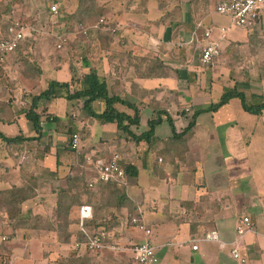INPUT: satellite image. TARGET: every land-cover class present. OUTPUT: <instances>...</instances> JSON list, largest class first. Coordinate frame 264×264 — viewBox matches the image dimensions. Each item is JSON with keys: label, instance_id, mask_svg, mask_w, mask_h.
Returning a JSON list of instances; mask_svg holds the SVG:
<instances>
[{"label": "crops", "instance_id": "obj_1", "mask_svg": "<svg viewBox=\"0 0 264 264\" xmlns=\"http://www.w3.org/2000/svg\"><path fill=\"white\" fill-rule=\"evenodd\" d=\"M218 2L105 0V17L116 30L110 40L75 43L63 57L55 56L46 43L25 44V60L34 59L38 67H24L21 58L14 64L17 56L10 55L3 72L21 80V86L14 90L13 102L5 86L0 89V132L5 136H37L20 113L27 100L23 98L40 94L51 81L70 82L74 74L96 70L106 79L110 95L140 109L141 124L131 126L134 134L146 132L161 112L174 119L179 137H174L165 114L151 144L137 143L116 122L89 117L83 99L42 101L38 111L51 119L42 122L39 140L8 145L0 139V190L22 186L34 172L57 173L55 186H64L67 176L94 180L91 160L118 155L122 165L137 169L125 179L128 201L119 210L117 230L122 246L149 240L160 264H239L232 257L234 248L247 264H264V112H246L235 98L199 115L196 126L181 135L193 112L218 102L225 88L237 86L249 98L256 94L264 100V13L255 26L237 27L217 12ZM208 29V41L220 46L221 56L204 66L201 49ZM60 100L66 101L61 104L66 108L63 117L57 109ZM92 106L98 113L105 110L103 101ZM116 107L134 113L126 105ZM73 134L81 138L77 153L69 146ZM211 149L217 156H211ZM41 185L37 202L25 203V209L55 208L57 193ZM75 213L81 216L82 209ZM134 216L144 220L150 236L132 224ZM245 216L253 229L238 237L236 225ZM214 230L219 240L207 241L206 234ZM6 233L0 243L5 241L10 250V264H56L58 257L76 252L72 243H59L54 232L32 236L21 228L14 236ZM108 252L116 253L104 249L97 258ZM120 253L130 257L126 249Z\"/></svg>", "mask_w": 264, "mask_h": 264}, {"label": "trees", "instance_id": "obj_2", "mask_svg": "<svg viewBox=\"0 0 264 264\" xmlns=\"http://www.w3.org/2000/svg\"><path fill=\"white\" fill-rule=\"evenodd\" d=\"M106 6H104V11ZM101 10V11H103ZM49 13H51L49 8ZM88 13V11H87ZM96 20L88 24L86 21L79 19V22L73 24L71 34L73 44L88 42L89 40L107 41L110 35L115 34V29L107 18L102 14L96 13ZM103 17H102V16ZM101 16V17H100ZM104 19L105 23H101ZM17 22L29 26L32 29V36L27 38L19 47L11 54L20 56L21 60H25V55L22 52L25 43L34 39L36 32L39 31V25L34 23H25L22 21L11 22L7 30L3 33V37H7L8 30ZM96 37L93 38L92 35ZM102 36L105 38L102 39ZM68 40V39H67ZM73 48V47H72ZM4 72L2 71V74ZM1 74V75H2ZM1 96V95H0ZM67 99L69 101L84 100V109L89 117L97 119L100 122L114 121L117 123L120 130L128 133L133 141L139 143L145 141L151 144V138L155 134L156 127L163 121L162 114L157 113V117L150 120L148 130L140 135L134 134L131 131V126H139L141 124L140 109L136 103H132L126 99H122L115 95H110L106 79L99 75L96 70H90L83 73L81 76L73 75L70 82L51 81L48 87L37 95H31L27 99L20 113L24 114L26 119L31 124L37 136L25 137L19 136H5L0 132V139L8 145L20 144L24 141L39 140L42 135V122L50 120L51 116L47 114V119H43L44 112L40 113L39 107L42 101H49L55 99ZM238 98L242 107L246 112L254 115H262L264 112V100L262 97L253 94L249 98L246 93L240 90L237 86L225 88L220 100L213 103L208 108H199L193 112L188 127L183 130L181 135L188 133L197 124L199 115L205 112L217 111L222 106L228 104L232 99ZM13 102V99H10ZM103 101L105 103V110L101 113L93 109V102ZM120 103L133 109V114H127L117 109L116 105ZM169 124L172 126L174 137L178 138L174 119L169 113L165 114ZM180 135V136H181ZM71 151L77 153L76 151ZM120 163V160H119ZM121 164V163H120ZM122 165V164H121ZM120 165V166H121ZM125 171V178L123 180H113L107 183L99 180H88L87 177H65L64 186H55L54 182L58 180L57 173L46 172L43 176L34 173H29L23 180L22 186L10 185L9 188L0 190V199L9 194V197L15 199L20 207H23L27 201L38 197L39 190L42 183L50 185L51 193L56 194V206L53 210L38 211L37 208H30L29 210H22L16 212H5L7 228L10 229V235L14 236L18 229H25L32 236H39L42 233H56L57 240L62 244H74L77 242H86L92 235L90 231L96 232L100 228H105L109 234L107 242L118 243L119 234L117 232L121 225V218L119 215L120 208L128 201L126 196V182L125 179L129 175H136L137 169L132 165H122ZM3 204L0 203V207ZM84 206L92 207V215L90 218L82 219L80 214L76 217V209L79 211ZM35 215V218L32 215ZM132 219V218H131ZM130 219V221H131ZM75 227V228H74ZM98 255V254H95ZM92 253H85L84 256H78L77 252L71 253L68 256L61 257L57 261L65 264V261H80L85 258L89 259ZM11 253L5 246L4 242L0 243V264H10Z\"/></svg>", "mask_w": 264, "mask_h": 264}, {"label": "built area", "instance_id": "obj_3", "mask_svg": "<svg viewBox=\"0 0 264 264\" xmlns=\"http://www.w3.org/2000/svg\"><path fill=\"white\" fill-rule=\"evenodd\" d=\"M51 13L57 15L59 13V4L54 3L50 6ZM217 12L229 16L232 24L237 27H252L255 26L261 14L264 13V0H219ZM101 23H105L102 19ZM226 28H222L225 31ZM32 29L29 26L17 22L12 25L8 30L7 37L0 38V80L2 71L5 70L6 62L8 57L22 44L27 38L32 36ZM212 30H205L204 36L207 43L202 47L201 62L204 66L210 65L215 59L221 56V48L218 44L208 41L211 38ZM60 42L57 44L58 49L64 47L67 41L66 35L59 37ZM70 149L79 152L81 151V138L79 134H73L69 143ZM93 168L97 174L95 180L107 183L113 180H123L125 178V171L120 166L119 156L115 155L111 159L98 158L91 160ZM92 215L91 208L84 206L82 208V219L90 218ZM139 230L150 236L152 231L147 228L144 220L139 216H134L131 219ZM253 229V223L250 217L245 216L238 220L236 225V234L238 237H243L248 231ZM109 237L108 232L105 228H100L96 232L92 233L89 240L86 242L74 243L73 249L76 252H85L98 254L104 249H110L115 252L122 250H128L130 257L137 264H160V258L157 254L156 249L146 240L143 243L135 244L130 243L127 247L122 246L120 243H109L107 242ZM205 239L207 241L219 240V234L217 231H210L206 234ZM5 240V239H4ZM232 257L239 264H247L246 258L241 252L234 248L232 249Z\"/></svg>", "mask_w": 264, "mask_h": 264}, {"label": "rangeland", "instance_id": "obj_4", "mask_svg": "<svg viewBox=\"0 0 264 264\" xmlns=\"http://www.w3.org/2000/svg\"><path fill=\"white\" fill-rule=\"evenodd\" d=\"M54 3L59 4V13L57 15L49 13V8ZM104 6L105 0H0V38L3 37V33L7 30L11 22L22 21L25 23H34L36 21L39 25V31L36 32L34 39L25 44L30 45L32 42L37 41L46 43L52 47V52L55 56L60 54V57H63L73 50L72 37L74 36L71 34L73 24L79 22V19L91 24V21L96 20V16L94 15H97L96 13L99 12L101 14L103 12L102 15L106 16L105 11L103 10ZM211 29L213 30V28ZM62 35H66L68 40L65 42L62 49H58L56 46L60 42L59 37ZM96 35L97 34L94 36L92 35V37L95 38ZM16 58H20V56L18 55L15 57L13 60L14 64L20 62L16 61ZM21 62L26 68L29 65L39 66L34 59L21 60ZM2 86H5L9 98L11 97L14 99V90L21 86V80L15 79L14 81V79H11V77L3 73L0 80V89ZM64 102L66 101L60 100V104L57 106L60 117H63L62 114H64L66 110L64 105H61ZM211 152V156H217L212 149ZM15 201V199L9 197V194L5 195L2 200L0 199V203L3 204V206L0 207V236H8V233L6 232H8V230L10 231L6 226V217H4V214L2 213H4L5 210L6 212H16L19 208H22L23 211L34 208L32 206L37 202V197L26 202V206L27 204H32L31 207L26 209L24 204L23 207H20ZM32 215L34 219H36L33 212ZM3 242L6 243L5 241ZM116 253L108 252L106 257L101 259L97 258V255L92 254L89 259L85 258L80 261H65V264H137L125 253ZM61 257L63 256L58 257L57 260ZM57 260H55V263L61 264V262H58Z\"/></svg>", "mask_w": 264, "mask_h": 264}]
</instances>
